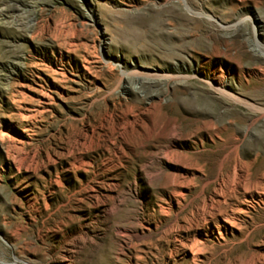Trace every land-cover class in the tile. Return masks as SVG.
<instances>
[{
    "label": "rangeland",
    "instance_id": "1",
    "mask_svg": "<svg viewBox=\"0 0 264 264\" xmlns=\"http://www.w3.org/2000/svg\"><path fill=\"white\" fill-rule=\"evenodd\" d=\"M263 188L264 0H0V264H264Z\"/></svg>",
    "mask_w": 264,
    "mask_h": 264
},
{
    "label": "bare ground",
    "instance_id": "2",
    "mask_svg": "<svg viewBox=\"0 0 264 264\" xmlns=\"http://www.w3.org/2000/svg\"><path fill=\"white\" fill-rule=\"evenodd\" d=\"M258 44H259V43H258ZM14 143H15V142H14ZM11 154H12V153H11ZM13 155H14V154H13ZM20 157H21V156H20ZM17 159H18V158H17ZM24 159H25V158H24ZM22 160H23V159H22ZM23 165H24V164H23ZM240 168H241V167H240ZM234 172H235V171H234ZM241 173H242V172H241ZM235 176H236V175H235ZM238 177H240V176H238ZM234 179H235V178H234ZM239 179H240V178H239ZM242 181H243V180H242ZM242 181H241V182H242ZM220 182H221V181H220ZM234 182H235V180H234ZM237 183H238V182H237ZM235 184H236V183H235ZM244 185H245V183H244ZM229 186H230V185H229ZM229 188H230V187H229ZM253 188H254V187H253ZM221 189H223V188H221ZM250 189H251V188H250ZM263 189H264V188H263ZM233 190H234V189H233ZM245 190H246V189H245ZM253 190H254V189H253ZM221 191H222V190H221ZM222 192H223V191H222ZM224 192H225V191H224ZM231 193H232V192H231ZM219 195H220V194H219ZM259 196H260V195H259ZM217 199H219V198H217ZM226 199H227V198H226ZM226 199H225V200H226ZM211 200H212V199H211ZM213 200H214V199H213ZM213 200H212V202H214ZM206 201H207V200H206ZM208 204H210V203H209V202H206V203H205V206L208 207V206H207ZM214 204H215V203H214ZM214 204H212V205H214ZM210 206H211V205H210ZM214 206H215V205H214ZM235 208H236V207H235ZM240 208H241V207H240ZM212 210H213V209H212ZM203 211H204V209H203ZM227 217H228V216H227ZM227 221H228V220H227Z\"/></svg>",
    "mask_w": 264,
    "mask_h": 264
}]
</instances>
